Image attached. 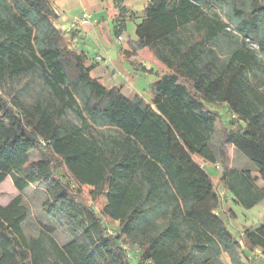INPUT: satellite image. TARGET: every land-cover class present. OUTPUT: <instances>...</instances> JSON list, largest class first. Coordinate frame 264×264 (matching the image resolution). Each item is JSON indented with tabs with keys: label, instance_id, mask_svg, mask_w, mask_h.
I'll return each instance as SVG.
<instances>
[{
	"label": "trees",
	"instance_id": "obj_1",
	"mask_svg": "<svg viewBox=\"0 0 264 264\" xmlns=\"http://www.w3.org/2000/svg\"><path fill=\"white\" fill-rule=\"evenodd\" d=\"M53 1L0 0V88L22 79L39 88L10 101L0 92V185L44 184L78 234L63 246L26 237L19 195L0 206V264H132L122 245L137 252L134 264H223L222 253L257 264L264 224L235 241L213 210L219 182L245 210L264 194L235 170L215 180L201 162L216 163L222 123L211 106L224 105L229 126L243 128H224L223 159L229 142L264 183V0H147L131 44L165 69L151 85L153 107L93 76L55 27ZM98 214L118 223L113 234Z\"/></svg>",
	"mask_w": 264,
	"mask_h": 264
},
{
	"label": "rangeland",
	"instance_id": "obj_2",
	"mask_svg": "<svg viewBox=\"0 0 264 264\" xmlns=\"http://www.w3.org/2000/svg\"><path fill=\"white\" fill-rule=\"evenodd\" d=\"M55 2L57 3V0H54L52 5H54ZM57 6L59 8L73 9L74 12H78V14L85 12L91 15V19H93V21L95 20L93 23H96L102 28L106 27L104 28L105 30L107 27L109 28V31L107 30V38L109 41L117 40V35L115 34L117 31L116 29L119 27L121 21L124 22V29L121 32V42H125L130 49L129 52L124 53L125 59L128 61L136 56L137 58L132 60L130 65L131 67L137 68L135 70L131 69L132 71L129 72L130 74L126 73L128 80H117L113 76H105L104 84L107 88L116 85L119 87L121 94H126L128 98H132L133 95L139 93L140 98L146 104L153 107L150 103L151 86L147 83V78L146 80H142L140 75L135 74V72H139L141 69V64H138V62H143L144 65L151 70V77L163 75L165 69L147 49L133 50L131 44L132 41L130 40L134 27L144 19L145 11L149 6V2L147 0H60ZM54 25L58 28L61 34L64 35L65 31L61 30L58 26L57 20H55ZM123 33H126L125 36ZM247 41L253 50L258 51V46L252 39H247ZM116 51L117 50L114 48L112 54L114 55ZM137 51L138 53H136ZM153 70H155V73ZM95 73L98 74L97 72ZM38 89L37 85L30 84V86H28L26 80L22 79L14 85L5 84L0 88V92L8 101H10L15 97L22 98L23 96L25 97V95L30 97L33 94V90ZM211 107L218 112L222 123L217 124L211 144L216 157V163L207 164L201 162V166H203V169L212 178H215V180H218L219 177L227 174L230 170L238 171L251 189L259 192H261V190L264 191V183L259 174L254 170L253 165L229 142L225 143L223 147L226 160L223 159L221 141L224 136V128L227 127L234 131L240 130L243 128V124L235 122V124L230 127L229 122L232 118L226 106L215 105ZM69 117L71 120H75L72 115ZM40 156V154L32 152L30 153L29 158L30 160H36L40 158ZM22 176H24V174ZM216 185V193L220 199V206L219 209L213 210V215L222 218L235 241L239 240L241 233H243L244 230L252 231L264 223V198L260 202L259 208L245 210L240 208V205L226 189L223 182H219ZM19 195L22 196L23 203L28 212L27 218L22 225L26 237H50L58 245L63 246L75 238L74 233L78 234V230L71 226L66 219L64 212L52 203L47 187L44 184H31L22 193H19L15 189L12 179L8 177L0 185V206H6ZM103 202L104 198L102 197L100 198L99 203ZM94 209H97V205L94 206ZM98 217L105 227L107 234H113L117 230V222L111 221L99 214ZM136 253L137 252L133 248L127 247V254L129 255L128 260L132 264L136 262ZM237 253L241 259H249V256L245 254L244 249L239 248ZM251 256L255 262L257 259H260L255 252H253ZM198 259H200V257H198ZM220 260L223 264H230V259L226 253L220 255Z\"/></svg>",
	"mask_w": 264,
	"mask_h": 264
},
{
	"label": "crops",
	"instance_id": "obj_3",
	"mask_svg": "<svg viewBox=\"0 0 264 264\" xmlns=\"http://www.w3.org/2000/svg\"><path fill=\"white\" fill-rule=\"evenodd\" d=\"M58 2H60V0H57V3H54L53 8L55 13L57 14L56 20L58 26L61 28V30L65 31L63 35L65 42L68 43L69 47L74 49L77 53L82 54L86 58V66L92 67L93 76L99 79L103 84L105 76H113L117 80H128V76L126 75V73L132 71L131 69L135 70L137 68L131 67L130 65V62L137 58L136 56L134 58L132 57V59H129L128 61H126L125 59L124 53L130 51L129 46L125 42L120 43L116 39L114 41H109V39L107 38V30L109 31V28L107 27V29L105 30L104 28L106 27L102 28L96 23H93L95 20L93 21V19H91V15L90 23L87 26L73 27V24L81 13L78 14V12H74V10L70 8H59L57 6ZM134 31L135 27L133 29L132 36L130 37L132 43L135 41ZM125 34L126 33H123L124 36ZM114 48L117 51L113 55L112 51ZM136 53H138V51ZM138 64H141V69L139 72H135V74L140 75L142 80H146L147 78V83L151 86L156 76L151 77V70L147 68V66H145L143 62H138ZM142 68H145V70L143 71ZM95 72H97L98 74H96ZM153 72L155 73V70H153ZM112 87L117 86L113 85ZM117 88L119 89V87ZM123 95L127 97L126 94ZM136 96L140 97L139 93L133 95L132 98ZM261 192L264 194V191L261 190ZM259 207L260 203L255 205L251 209H256ZM240 208L242 207L240 206ZM253 252H255V254L257 253L260 258L257 259L256 263L264 264V254L261 253V250L254 249Z\"/></svg>",
	"mask_w": 264,
	"mask_h": 264
},
{
	"label": "built area",
	"instance_id": "obj_4",
	"mask_svg": "<svg viewBox=\"0 0 264 264\" xmlns=\"http://www.w3.org/2000/svg\"><path fill=\"white\" fill-rule=\"evenodd\" d=\"M90 23V15L82 12L76 19L75 23L73 24V27L80 26V27H85ZM117 41L121 42L122 41V36L117 37ZM218 168V167H216ZM122 249L126 252V256L128 258L127 254V246L122 245Z\"/></svg>",
	"mask_w": 264,
	"mask_h": 264
},
{
	"label": "water",
	"instance_id": "obj_5",
	"mask_svg": "<svg viewBox=\"0 0 264 264\" xmlns=\"http://www.w3.org/2000/svg\"><path fill=\"white\" fill-rule=\"evenodd\" d=\"M149 7H152V5H151V4H149Z\"/></svg>",
	"mask_w": 264,
	"mask_h": 264
}]
</instances>
